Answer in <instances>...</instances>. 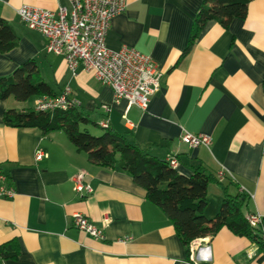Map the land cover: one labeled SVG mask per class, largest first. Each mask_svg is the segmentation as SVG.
<instances>
[{"label":"crops","instance_id":"obj_1","mask_svg":"<svg viewBox=\"0 0 264 264\" xmlns=\"http://www.w3.org/2000/svg\"><path fill=\"white\" fill-rule=\"evenodd\" d=\"M203 1L126 0L125 10L112 18L106 47L144 53L163 73L146 111L114 102L111 88L81 65L73 73L61 55L44 50L41 34L16 12L23 5L55 10L67 0H0V17L18 35V45L0 53V77L34 59L53 94L69 87V96L99 134L100 121L108 118L109 128L146 154L175 157L179 173L188 176L197 167L211 173L207 217L218 211L225 194L238 193L245 195L244 217L264 214V0H251L245 17L227 27L208 21L183 53ZM39 97L0 100V172L15 189L13 197H0V245L13 243L17 250L15 257L0 256V264H264L259 236L222 227L186 247L130 175L90 162L62 130L45 134L37 127L4 124L6 109H34ZM102 105L110 107L108 114ZM184 131L208 135L209 148L181 142ZM37 150L45 156L36 159ZM80 171L92 187L89 195L74 189ZM75 212L102 229L105 238L77 229Z\"/></svg>","mask_w":264,"mask_h":264},{"label":"trees","instance_id":"obj_2","mask_svg":"<svg viewBox=\"0 0 264 264\" xmlns=\"http://www.w3.org/2000/svg\"><path fill=\"white\" fill-rule=\"evenodd\" d=\"M251 0H204L194 17L188 45V52L206 23L214 20L227 27L233 19L244 18ZM18 45V35L12 25L0 17V53ZM54 96L51 87L40 77L37 63L29 59L19 65L9 76L0 77V100L8 97L23 102L32 96ZM4 124L11 127H37L43 133L62 130L72 145L85 152L87 159L101 167L127 173L133 181L146 191V199L157 205L170 220L184 246L193 240L215 234L227 227L237 235L256 238L258 233L245 220L241 210L245 195L225 194L218 211L207 217L204 211L208 205L207 185L211 173L197 167L186 176L172 168L167 160L152 157L127 139L125 134L113 129L101 128L93 135L88 126L97 127L80 106L67 109L54 108L36 111L32 108L18 110L8 108L3 113ZM17 250L13 243L0 245L1 257H15Z\"/></svg>","mask_w":264,"mask_h":264},{"label":"built area","instance_id":"obj_3","mask_svg":"<svg viewBox=\"0 0 264 264\" xmlns=\"http://www.w3.org/2000/svg\"><path fill=\"white\" fill-rule=\"evenodd\" d=\"M67 5H58L55 10L36 6L23 5L17 9L19 19L30 29L38 31L44 40L47 53L61 55L66 66L75 73L81 65L93 73L94 78L113 92V101L124 100L127 108L135 106L146 111L152 95L159 89L163 73L154 65L150 57L133 48L123 46L111 50L105 45V36L112 18L122 13L126 0H67ZM70 88L66 87L60 94L40 96L34 105L36 111H48L54 108L67 109L79 105L76 98L69 96ZM108 114L110 107L101 106ZM101 128H107L108 118L100 121ZM181 142L190 147L203 145L209 148L211 139L205 134H194L184 131ZM45 156L37 150L35 158ZM172 168H177L178 161L170 156L167 159ZM224 172L220 170V178ZM74 189L80 195H89L92 187L86 180L83 171L74 178ZM15 189L6 184V176L0 172V197L11 198ZM73 225L80 231L95 239H104L105 234L83 214L71 215ZM247 223L257 230L259 239L264 242V214L249 213L245 216ZM127 238L119 239L125 241Z\"/></svg>","mask_w":264,"mask_h":264},{"label":"rangeland","instance_id":"obj_4","mask_svg":"<svg viewBox=\"0 0 264 264\" xmlns=\"http://www.w3.org/2000/svg\"><path fill=\"white\" fill-rule=\"evenodd\" d=\"M88 130H89V132H90L91 134H93V135H98V134H99V131H100L99 128H97V127H93L92 125H89V126H88ZM212 198H213V197H212Z\"/></svg>","mask_w":264,"mask_h":264}]
</instances>
